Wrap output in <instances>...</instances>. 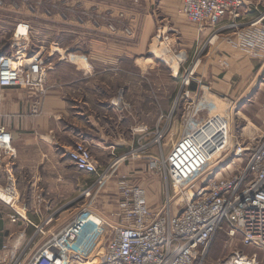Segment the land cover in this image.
<instances>
[{
  "label": "built area",
  "instance_id": "obj_1",
  "mask_svg": "<svg viewBox=\"0 0 264 264\" xmlns=\"http://www.w3.org/2000/svg\"><path fill=\"white\" fill-rule=\"evenodd\" d=\"M37 2L35 5L41 7ZM27 6L29 12L35 13V6ZM180 7L181 15L189 23L201 30L215 29L210 37L216 39L221 32L232 30L234 39H228V43L242 53L264 61V13L243 25L237 22L242 0H181ZM118 16L121 20L124 18L122 13ZM222 20H226L227 25L219 26ZM133 28L127 26L118 30L116 24H110L107 29L113 34L122 31L124 36L132 37ZM28 31V24L20 23L12 36L13 53H0V89L23 88L40 101L48 90L47 60L63 62L62 55L68 51L52 43L33 55L28 54ZM80 56L85 68L79 69L78 64L70 63L81 71L90 70L88 60L82 54ZM188 84L186 78L184 85ZM198 106L203 108L204 102H197L196 109ZM139 133L143 135L146 131L142 128ZM164 135L162 129H156L152 143L159 145ZM227 145L226 120L219 115L203 119L175 142L163 163L173 195L183 197L178 204H173V195L166 192L162 208L152 210L140 186L121 180L116 187L117 208L110 214L115 220L113 225L85 203L64 227L50 233L45 244L26 262L27 246L19 245L24 234L17 233L12 243L0 246V264H207L212 241L219 233L228 238L238 236L243 247L264 251V138L246 149L238 146L234 152L235 160L244 151L249 152L244 166L232 169L226 177L194 186L210 164L226 153ZM7 153L11 158L15 155L11 136L0 127V163ZM63 153L78 171L94 175V181L82 193V199L88 200L98 195L111 170L123 161V157H115L105 170H98L83 142ZM158 167L156 161L150 162V169ZM5 179L4 188L9 183L14 187L11 177ZM15 197L14 193L7 201L0 200L11 209L12 223L22 218L13 209ZM172 206L179 207L175 214ZM54 220V214L48 215L42 226H33L36 233L44 234L43 228ZM100 244H103L102 250L96 254ZM215 264L260 263L255 254L233 250Z\"/></svg>",
  "mask_w": 264,
  "mask_h": 264
},
{
  "label": "rangeland",
  "instance_id": "obj_2",
  "mask_svg": "<svg viewBox=\"0 0 264 264\" xmlns=\"http://www.w3.org/2000/svg\"><path fill=\"white\" fill-rule=\"evenodd\" d=\"M37 1L40 2L41 7L35 5L38 3ZM94 1L96 4L90 5L87 0H12L15 29L20 23H26L29 26L28 54L33 55L39 49L56 43L60 48L70 53L82 54L90 65L101 62L95 61L99 57L104 58L102 55H96V50L103 46L102 43L108 40L107 37L111 38L113 33L108 31V26L116 24L118 30H121L127 26L135 25L130 16V13L134 12L130 5L136 2L135 0ZM0 3L3 8L2 0ZM28 4L36 7L35 13L29 12ZM44 11H47V14H44ZM118 13L124 15V20L119 18ZM152 14L155 23L154 30L139 49L141 54L127 55V59L122 61V67L130 71L131 76L109 72L103 76L87 78L85 75L88 74V70L84 72L79 70L85 68V64H81L80 56L73 61L75 64H81L78 65L79 69L70 63L72 61L66 58V54H63V60H65L63 62H58L55 59L47 60V65H49L46 73L47 92L52 89L60 90L63 98L68 99L76 106L78 104L73 101L74 99L81 100L82 103L85 102L86 105H79L78 110L94 115L101 126H107L103 133L119 139L122 144L119 148L106 151L111 153L109 162L106 153L102 155V152L94 149L92 145L89 147L90 154L94 158L98 159L100 163H107L106 168L115 160V157H123V161L111 170L110 177L98 193L106 192L104 189L114 186L113 192L115 193H112V196L108 195L109 198L106 200L108 209L117 204L118 191H116V187L121 180L140 186L145 191L148 206L156 211L161 209L165 202L166 192L170 196L173 195L163 167L166 156L180 137L209 116L219 115L226 120L228 145L226 153L210 164L205 173L194 183V186L207 183L208 180L215 178L226 177L230 175L232 169L239 165L240 167L244 166L249 152L244 151L241 157L235 160L234 152L238 146L246 149L253 142L264 138V94L261 92L258 95L253 94L254 91L250 87V80H248L249 76L247 82L240 87L239 92L233 98H188L183 88H179L181 82L184 85L185 79L188 78L189 84H194L208 93L206 85L208 80L205 82L201 77L200 69L206 63L209 47L215 46L219 39L209 37L204 42L198 38L196 28L181 15L179 9L175 12V19L179 21L175 20V22L170 20V11L161 6L154 5ZM136 26L133 28L132 37L123 35L127 46L138 45ZM191 31H194L193 34H184V32ZM121 34H123L122 31ZM12 38L10 41L0 39V53L7 55L13 53ZM133 63L142 68L155 64L153 70L148 69L145 73V76H148V87L155 88L160 92H165L167 89L170 93L174 90L176 98H135V92L132 91L135 78L132 76L136 73V69L131 67ZM172 73L175 74L174 83H172ZM261 73L262 68L255 72V78L260 77L261 79ZM151 74L152 76H150ZM101 83H104L105 86H101ZM188 85L184 86L188 87ZM199 101L204 102V107L198 106L199 109H196L195 104ZM115 115L122 117L119 126L114 124ZM134 120L137 124L141 123V126L132 128L130 132L129 128L135 126ZM186 125L188 126L186 127ZM142 128L146 131L143 135L139 133ZM156 129H162L165 132L159 145L152 143ZM83 131L89 134L93 141L98 140V136L94 132L86 128ZM139 135L141 136L139 137ZM52 144L57 149L58 143L55 140ZM140 146H142L141 149ZM152 161H156L159 167L154 170L150 169L149 165ZM134 165L137 166V169H132L133 172H130ZM105 167L102 170H105ZM134 171L137 174H134ZM89 185L90 183L87 186ZM182 199L180 194L173 195L172 203L178 204ZM97 201L103 202L100 199ZM106 204L103 205L104 209ZM178 210V206H172V213L175 214ZM210 249L207 264L217 263L226 258L233 250L250 255L255 254L259 263L264 264V251L243 247L238 236L228 238L219 233L214 237Z\"/></svg>",
  "mask_w": 264,
  "mask_h": 264
},
{
  "label": "crops",
  "instance_id": "obj_3",
  "mask_svg": "<svg viewBox=\"0 0 264 264\" xmlns=\"http://www.w3.org/2000/svg\"><path fill=\"white\" fill-rule=\"evenodd\" d=\"M2 2L4 7L0 6V39L10 41L15 29L13 24L15 21L14 4L12 0H2ZM87 2L90 5L96 4L94 0H87ZM135 2L130 5L134 11L130 13V16L135 24L133 27L135 28L137 25L138 45L127 46L120 31L110 35L111 38L107 37L108 40L102 43L103 46L97 49V52L94 51L96 55H102L104 58L94 59L101 62L91 64L88 74L85 75L87 78L103 76L109 72L131 76V72L122 67V61L127 59V55L141 54L139 49L154 30L153 6L166 8L171 13L170 20L175 22L177 20L175 12L178 9L180 11L181 5V0H135ZM242 2L243 7L237 21L239 24H248L264 13V0H242ZM118 6L120 5L118 4ZM222 21L219 26L227 25L226 20ZM191 25L196 28L198 38L204 42L214 31V29L200 30L196 25ZM193 32H184V34H193ZM233 35L232 30L221 32L217 36L219 40L215 46H210L208 49L206 63L200 69L201 77L205 82L208 80L206 83L208 93H201L200 87L194 84H189L187 87L181 82L179 88H183L188 98L200 96L203 98H233L239 92L240 87L247 82L248 76L250 87L254 91L253 94L258 95L260 92L264 94V61L252 58L249 54L246 55V53L235 49L228 43V39H234ZM131 67L136 69V73L132 76L135 78L132 87L135 98H176L174 90L170 93L167 89L165 92H160L155 88L148 87V76L146 77L145 73L148 69L153 70L155 64L142 68L133 63ZM261 68L262 78H255V72ZM171 78L174 83L175 74L172 73ZM101 86L104 87L105 84L101 83ZM59 91L52 89L38 101L23 88L0 89V127L10 133L11 148L15 153L13 158L10 153L2 156L0 188H4L6 176L13 179L14 187L12 183L11 187L16 194L13 209L22 217L16 223L10 222L12 211L0 202V246L12 243L17 237L16 234L23 232L24 237L20 239L19 245L27 246L24 262L45 244L50 233H56L64 227L85 203H89L93 211L108 220L110 224L113 225L115 221L110 217V214L115 211L117 204L114 207L110 206L109 209L106 204L108 195L112 196V193H115L113 192L114 186L104 189L106 192L102 191L92 200L82 199V193L88 187V183L91 184L94 181V175L78 171L63 151L78 142H83L88 149L92 145L94 149L102 152V155L106 153L109 162L111 153L106 151L119 148L122 144L119 139L103 133L107 126H101L94 115L78 110L79 105H86L85 102L82 103L83 101L74 99L73 101L78 104L76 106L68 99L63 98ZM120 93L122 94V91ZM121 118V116L115 115L114 119L117 122L115 121L114 124L116 126L121 125ZM134 122L135 126L131 125L132 127L128 131L131 132L132 128L141 126V123L137 124L136 120ZM84 128L94 132L98 136V140L93 141L91 136L83 131ZM54 140L58 143L57 149L52 144ZM94 159L97 169H104L107 163H100L98 159ZM132 169H137V166L131 167L130 172H133ZM134 174L137 172L134 171ZM98 199L103 201L102 204L97 201ZM104 204H106L105 209ZM50 214L55 215L54 222L43 228L44 234H37L34 227L42 226ZM102 247L103 244H100L96 254L102 250Z\"/></svg>",
  "mask_w": 264,
  "mask_h": 264
},
{
  "label": "bare ground",
  "instance_id": "obj_4",
  "mask_svg": "<svg viewBox=\"0 0 264 264\" xmlns=\"http://www.w3.org/2000/svg\"><path fill=\"white\" fill-rule=\"evenodd\" d=\"M159 49V48H158ZM159 53V52H157ZM68 55V57H67ZM161 55V54H160ZM163 55V54H162ZM63 56V55H62ZM80 55L78 54H72V53H69L67 52L66 53V58L69 59V61H75V59H77ZM157 56V55H156ZM166 56V55H165ZM81 57V56H80ZM160 57V56H159ZM158 57V58H159ZM82 58V57H81ZM165 58V57H164ZM64 59V57H63ZM67 60V59H66ZM84 59H82V63L81 64H84ZM172 62V61H171ZM81 64H78V65H81ZM47 95V94H46ZM12 179V178H11ZM14 194V191L11 187V183L8 184V186L6 188H0V200H3V201H7V199H9L12 195ZM147 200V199H146Z\"/></svg>",
  "mask_w": 264,
  "mask_h": 264
}]
</instances>
